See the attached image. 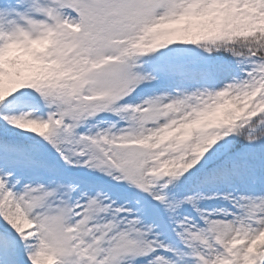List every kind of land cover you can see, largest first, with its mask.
I'll return each mask as SVG.
<instances>
[{"label": "snow or ice", "instance_id": "6c2138e0", "mask_svg": "<svg viewBox=\"0 0 264 264\" xmlns=\"http://www.w3.org/2000/svg\"><path fill=\"white\" fill-rule=\"evenodd\" d=\"M0 264H264V0H0Z\"/></svg>", "mask_w": 264, "mask_h": 264}]
</instances>
